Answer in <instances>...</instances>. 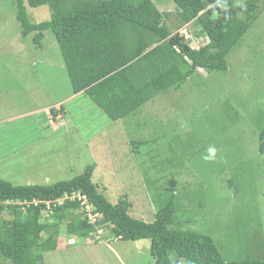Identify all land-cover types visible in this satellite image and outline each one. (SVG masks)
<instances>
[{
    "label": "rangeland",
    "instance_id": "1",
    "mask_svg": "<svg viewBox=\"0 0 264 264\" xmlns=\"http://www.w3.org/2000/svg\"><path fill=\"white\" fill-rule=\"evenodd\" d=\"M157 4L176 11L173 0ZM260 5L264 9V0ZM28 11L34 22L52 16L48 5ZM16 16V0H0L1 177L51 184L96 164L99 190L114 203L127 197L133 216L153 221L175 196L180 223L174 227L213 236L227 259L264 257V16L228 54L226 71L200 69L171 90V102L157 96L117 121L88 95L69 97L73 85L54 33L47 30L37 46L31 35L23 38ZM189 27L181 34L192 46L207 40ZM55 102L65 106H55L57 115L50 110ZM62 116L66 121L58 122ZM5 129L13 138L4 139ZM212 148L215 158L205 160ZM61 238L40 264H156L147 238L96 244L65 229Z\"/></svg>",
    "mask_w": 264,
    "mask_h": 264
},
{
    "label": "trees",
    "instance_id": "2",
    "mask_svg": "<svg viewBox=\"0 0 264 264\" xmlns=\"http://www.w3.org/2000/svg\"><path fill=\"white\" fill-rule=\"evenodd\" d=\"M173 1L175 13L160 10L157 0H16V17L23 38L31 35L37 46L47 30L54 33L73 94L88 95L117 121L142 111L157 96L166 95L161 100L171 102V90L182 88L200 69L226 71L228 54L242 42L262 7L261 0ZM41 5H48L52 16L34 22L28 7ZM172 16L175 20L169 23ZM189 26L207 40L192 46L181 34ZM50 110L61 113L55 106ZM259 149L264 155V127ZM96 166L51 184L18 185L0 176V264L42 263L46 251L58 248L63 229L70 237L96 244L150 239L156 264H264V257L227 259L213 236L174 227L180 223L175 196L153 221L133 216L127 197L114 203L99 190L93 180ZM73 192L86 196L93 212L100 214L95 221L78 198L53 204V214L46 213V201Z\"/></svg>",
    "mask_w": 264,
    "mask_h": 264
},
{
    "label": "built area",
    "instance_id": "3",
    "mask_svg": "<svg viewBox=\"0 0 264 264\" xmlns=\"http://www.w3.org/2000/svg\"><path fill=\"white\" fill-rule=\"evenodd\" d=\"M78 198L81 202V206H82V210H86L88 215L90 216V218L94 221L96 220V216L97 214L96 213H93V205L89 203L88 199L86 196H80V195H77L76 193H71V195H66V198ZM59 203H62V200H58ZM48 203V208H49V213L48 214H51L52 213V204L50 201L47 202ZM55 205L57 204L56 202L54 203ZM102 230V229H101ZM103 232V230H102Z\"/></svg>",
    "mask_w": 264,
    "mask_h": 264
},
{
    "label": "crops",
    "instance_id": "4",
    "mask_svg": "<svg viewBox=\"0 0 264 264\" xmlns=\"http://www.w3.org/2000/svg\"><path fill=\"white\" fill-rule=\"evenodd\" d=\"M261 1H262V0H261ZM263 11H264V9H261V12H263ZM261 12H260V13H261ZM263 16H264V15L260 16V18L263 17ZM79 96H85V95H84L83 93H80L78 96H77V94H71L69 97H79ZM58 104L60 105L61 103H60V102H55L54 104H52V105H50V106H56V105H58ZM61 105H63L62 107H64V109H65L64 104H61ZM57 109H58V108H57ZM24 112H25V111H24ZM55 119L57 120L56 117H55ZM61 119H62V120H58V122H59V121H62V122H63V121H64V122L66 121V118L63 117V116H62ZM49 120H50V119H49ZM12 121H13V120H12ZM12 121H10V122H12ZM53 121H55V120L53 119ZM53 121H52V122H53ZM10 122H8V123H10ZM52 122L50 121L48 127H50V125L53 124ZM56 124H57V123H56ZM51 130H52V129H51ZM43 131H44V132H43V136H41L42 138L46 137L45 134L48 132V131H46V130H44V129H43ZM52 131L54 132L55 130H52ZM11 132H12V131H11ZM5 133H6V134H5L4 139H9V137L12 136V134L9 135L10 132H8V130H6V129H5ZM38 134H39V133H38ZM11 138H13V137H11ZM8 156H9V155H8ZM3 159H4V158H3ZM71 237H72V236H71ZM73 237H74V236H73ZM61 242H62V241H60V243H61ZM60 243H59V244H60ZM121 261H122V260H121ZM122 263H124V260L122 261Z\"/></svg>",
    "mask_w": 264,
    "mask_h": 264
},
{
    "label": "clouds",
    "instance_id": "5",
    "mask_svg": "<svg viewBox=\"0 0 264 264\" xmlns=\"http://www.w3.org/2000/svg\"><path fill=\"white\" fill-rule=\"evenodd\" d=\"M182 29H186V28H182ZM210 151V153H211V155H208V156H205L204 157V159L205 160H211V159H214L215 158V156H216V149L215 148H212V149H210L209 150ZM65 199H67L66 198V194L62 197V198H59V199H54V200H48V201H50L51 202V204H52V206H53V204L56 202L57 204L55 205L54 204V206H58L59 204H62L64 201H65ZM58 200H62V203H59V201ZM48 201H46V204H47V207H48ZM34 203H36L37 201L36 200H34L33 201ZM53 208L54 207H52V213L51 214H53ZM93 210H94V208H93ZM49 208H48V210L46 211V213L48 214L49 213ZM94 213V212H93ZM97 215H100L99 213H96ZM48 215H50V214H48Z\"/></svg>",
    "mask_w": 264,
    "mask_h": 264
}]
</instances>
